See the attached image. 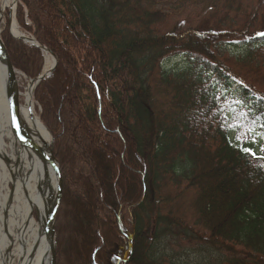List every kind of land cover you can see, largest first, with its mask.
<instances>
[{"label": "trees", "instance_id": "trees-1", "mask_svg": "<svg viewBox=\"0 0 264 264\" xmlns=\"http://www.w3.org/2000/svg\"><path fill=\"white\" fill-rule=\"evenodd\" d=\"M15 17L57 58L33 93L65 189L55 264H264V155L238 144L264 146V0H20ZM1 39L41 72L39 46Z\"/></svg>", "mask_w": 264, "mask_h": 264}, {"label": "bare ground", "instance_id": "bare-ground-1", "mask_svg": "<svg viewBox=\"0 0 264 264\" xmlns=\"http://www.w3.org/2000/svg\"><path fill=\"white\" fill-rule=\"evenodd\" d=\"M17 0H0V23L10 14V33L24 35L14 13ZM1 33V31H0ZM53 66L46 52L45 72ZM10 74L0 58V264H52L55 257L52 228L42 231L58 202L57 177L50 158V135L34 111L30 87L17 108L19 137L12 127L7 99ZM31 80L27 81V85ZM11 183V185H10ZM36 211V217L33 211Z\"/></svg>", "mask_w": 264, "mask_h": 264}, {"label": "water", "instance_id": "water-1", "mask_svg": "<svg viewBox=\"0 0 264 264\" xmlns=\"http://www.w3.org/2000/svg\"><path fill=\"white\" fill-rule=\"evenodd\" d=\"M8 21H10V14L8 16ZM13 36L15 38H20V39H23L25 41H29L31 43H33L35 41V39L33 37H28L25 35H17V36L13 35ZM40 48L45 50L49 54H51V56L54 58V64L50 68L49 71L40 74L39 76H37L34 79H31V83H30L31 94L33 93V89H34L35 85L38 83V81L43 76L51 73V71L54 69V67L56 65V56L50 50L46 49L44 46L40 45ZM0 58H4L6 60L7 66L9 67V70H10V74H8V79H7L6 92H7L9 113H10V119H11V127H12V131H13L14 135L20 138L19 127L17 126L16 117H17V108L19 105V95H20L22 88H23L22 84L20 83V75L22 73L13 66L12 61H11L10 56H9V53H8L4 43L2 42L1 38H0ZM51 144H52V140H51ZM50 158H51V162H52V165L54 167L55 174L57 177L58 202L56 204V208L51 210L52 215H51L50 219L43 222L42 231H45V229L50 227V228H52L53 234H54V232H55L54 231V222H55V218H56V211H57L58 206H59V204L63 198L65 189H64L61 171H60L58 162L56 161V159L53 156L52 148H50ZM54 251H55V257L53 259L52 264H55V261H56V243H55V240H54Z\"/></svg>", "mask_w": 264, "mask_h": 264}, {"label": "rangeland", "instance_id": "rangeland-1", "mask_svg": "<svg viewBox=\"0 0 264 264\" xmlns=\"http://www.w3.org/2000/svg\"><path fill=\"white\" fill-rule=\"evenodd\" d=\"M7 17H8V12H6L5 14V17L4 19L1 21L0 23V31L2 32L3 29L7 28L8 30L9 29V25H7ZM19 28V27H18ZM19 30L22 32V33H25L23 32L20 28ZM26 34V33H25ZM27 35V34H26ZM227 49L229 52H237L239 51V45L236 44V43H233L231 46H227ZM182 59L180 56H169L167 58H165L163 61H162V65L165 67V68H173V67H176L177 65H180ZM44 68V67H43ZM26 78L21 74L20 75V83L22 84V91H24L27 87V81L25 80ZM33 99V98H32ZM19 100L20 101H24V96L21 94L19 95ZM33 103H34V111L36 113V115L39 117L40 121H41V118H40V107L37 106V102L33 99ZM42 122V121H41ZM44 125V124H43ZM45 126V125H44ZM49 135H50V139H51V134L49 132V130H47ZM238 144L240 145H244L245 147L247 148H251L253 152H255L256 154H260V155H263L264 154V147L263 145L260 143V140L258 138V135H257V132H252V133H248V134H243L241 137H239L238 139ZM117 184L120 185L122 184L121 183V180L120 179H117ZM11 185V183H10ZM77 214V213H76ZM33 215L34 217H36V211L34 210L33 211ZM78 219L79 216H78ZM76 239V238H75ZM78 239V238H77ZM83 239V237L81 236V240ZM82 245H84V240H82ZM82 248V247H81ZM80 252H82V249L79 250ZM81 255V254H80ZM83 260L80 259V261L78 260L75 264H84V262H82ZM12 264H17V260L15 262H13Z\"/></svg>", "mask_w": 264, "mask_h": 264}, {"label": "snow or ice", "instance_id": "snow-or-ice-1", "mask_svg": "<svg viewBox=\"0 0 264 264\" xmlns=\"http://www.w3.org/2000/svg\"><path fill=\"white\" fill-rule=\"evenodd\" d=\"M261 35H264V33H261ZM262 127H264V125H262ZM238 139H239V137H238ZM241 150L244 151V152H246V153H249V154H251L253 156L256 155V153L253 152L251 148H245V147H242L241 146Z\"/></svg>", "mask_w": 264, "mask_h": 264}]
</instances>
